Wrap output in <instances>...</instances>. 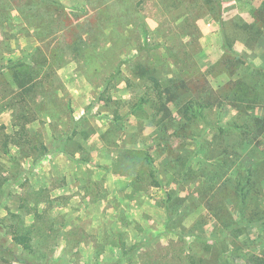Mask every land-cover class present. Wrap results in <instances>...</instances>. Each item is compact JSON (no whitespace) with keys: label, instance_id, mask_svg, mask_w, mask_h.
<instances>
[{"label":"rangeland","instance_id":"374dc122","mask_svg":"<svg viewBox=\"0 0 264 264\" xmlns=\"http://www.w3.org/2000/svg\"><path fill=\"white\" fill-rule=\"evenodd\" d=\"M209 1L0 0V264H264V76Z\"/></svg>","mask_w":264,"mask_h":264},{"label":"trees","instance_id":"16d2710c","mask_svg":"<svg viewBox=\"0 0 264 264\" xmlns=\"http://www.w3.org/2000/svg\"><path fill=\"white\" fill-rule=\"evenodd\" d=\"M211 1V0H210ZM209 1V2H210ZM223 0H214V2L217 4V7L222 6ZM252 17L253 20L251 22H236V19H228V20H223L220 21L221 23V32L223 36V47L225 49L224 56H223V61L226 63V65H229L228 71L234 72L235 68H238L240 64H246L247 61L244 59L240 58L237 56L236 52L233 49V45L237 39H241L244 41V43L247 45V47L252 48L257 40L259 39L260 35L264 31V4L261 5L260 7H257L253 9L252 11ZM236 63V67L233 70V66L235 64L232 62ZM253 70L258 73V75H263L264 76V69L257 67L253 64H250ZM232 68V69H231ZM149 79L151 82H153L154 87L158 90V93H162V86L159 81V79L154 75V74H149ZM15 78L18 79V74L15 73ZM253 85V84H251ZM168 92L170 93V90L168 89ZM211 104L210 102H195L192 104V102H189L185 105V119L191 120L192 116H197L200 112L199 109L197 108H202L204 106H208ZM254 120L257 122V130L258 132L262 133L264 131V115L260 118L256 117ZM18 139L24 140V137H27V132L25 125L20 124L18 126V131L16 132ZM251 171L246 170V173L238 177L237 181V187H236V193L240 198V202L243 203L249 193L250 187L252 185V180H251ZM13 240L14 242L20 246L21 250L24 252H33V245L31 243V236L29 235V232L22 231L19 227L13 229ZM140 247L137 246L135 249L138 250ZM10 254L12 255V260L20 262V263H25V264H31L30 260L22 255L24 253H17L14 252L12 249H8ZM131 257V256H130ZM129 257V258H130ZM43 263H47V261H44ZM40 263L39 264H43ZM112 264H117V262H114Z\"/></svg>","mask_w":264,"mask_h":264},{"label":"crops","instance_id":"0c3cea01","mask_svg":"<svg viewBox=\"0 0 264 264\" xmlns=\"http://www.w3.org/2000/svg\"><path fill=\"white\" fill-rule=\"evenodd\" d=\"M244 2V3H243ZM223 4H225V16H230L231 17L241 14L245 16H250L251 20L247 19L249 22L253 20L252 17V11L253 9L260 7L261 5L264 4V0H226ZM239 6H245L247 9L243 10L242 13L239 12L238 8ZM253 50H257L259 57L258 61H253L252 64L264 68V31L260 35L259 39L257 40L256 44L251 48Z\"/></svg>","mask_w":264,"mask_h":264}]
</instances>
